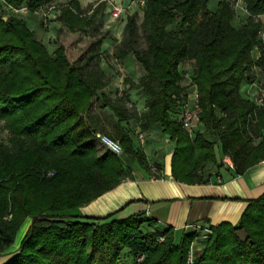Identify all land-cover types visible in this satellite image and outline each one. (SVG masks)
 Listing matches in <instances>:
<instances>
[{
	"label": "trees",
	"instance_id": "obj_1",
	"mask_svg": "<svg viewBox=\"0 0 264 264\" xmlns=\"http://www.w3.org/2000/svg\"><path fill=\"white\" fill-rule=\"evenodd\" d=\"M48 1L0 0V120L10 133L9 145L0 142V253L29 219L16 250L0 264H119L124 247L135 254L132 264H264V184L261 193L248 199L236 224L210 225L200 253L190 255L192 262L187 257L193 232H183L176 241L171 226L161 227L141 212L117 217L115 212L89 216L79 211L131 176L126 159L153 172L144 150L121 124L133 114L121 102H106L117 120L113 132L103 135L117 140L122 152L107 147L98 153L91 140L97 130L86 114L107 81L99 53L76 63L59 44L52 55L23 19L2 8L3 3L18 7L24 2L32 9ZM244 2L250 15L238 26L232 24L235 10L229 0H217L213 9L209 0H144L139 25L136 12L126 16L114 54L123 58L132 53L142 65L138 82L128 89L138 87L144 98L141 128L159 124L174 141L169 162L177 180L207 181L212 174L205 175L208 163L224 165L217 163L215 147L220 156H230L235 173L264 157V103L257 106L241 93L243 82L253 79L252 65L264 66L262 22L252 17L264 14V0ZM104 5L99 2L82 18L71 8L80 10L78 0H68L58 19L77 29L91 27ZM102 40L100 36L94 43ZM255 46L260 49L257 60L251 56ZM185 60L194 63L203 126L193 136L171 117L186 98L178 82L179 63ZM144 222L153 229L143 231ZM241 227L248 233L244 241L236 234Z\"/></svg>",
	"mask_w": 264,
	"mask_h": 264
},
{
	"label": "rangeland",
	"instance_id": "obj_2",
	"mask_svg": "<svg viewBox=\"0 0 264 264\" xmlns=\"http://www.w3.org/2000/svg\"><path fill=\"white\" fill-rule=\"evenodd\" d=\"M67 1L68 0H51L42 3L38 8L32 9L24 2L18 7L3 3L2 8L4 12L23 19L26 25L33 31L34 36L45 45L48 52L52 55L53 50L59 44L64 45L69 59L76 63H83L88 55L92 53L95 54V52L99 53L97 56L99 58V65L104 70L107 81L97 90L99 99L93 100L86 114L87 121L97 130L95 137L91 140L95 143L97 150H99L98 153L103 152L108 147L101 139V135H103V133L109 134L113 132L114 122L117 120V116L114 115L112 109L106 102L116 100L121 102L125 108L133 113L129 119L125 121L122 120L121 124L127 127L135 145L139 146L141 149L146 148L147 151L149 150L148 156L151 161L153 158L155 160L156 157L158 159L163 156V153L160 152L159 155L158 151L161 149L166 152L168 149H172L171 147L174 146V141L168 139L159 127H152L150 130L141 128L139 114L146 108L144 98L141 96L138 87L134 86L131 89L128 88L130 83L136 84L138 82L141 73L144 71L143 67L132 53H129L123 58L116 57L114 54V51L117 49L123 37V25L126 16L136 12V24L140 23L142 5L134 2V0H78L80 10L74 9L73 7L71 8L82 18L89 16L99 2H104L105 5L103 13L98 11L96 14L97 21L94 23V25L97 24L96 27L93 25L91 27L85 26L84 29H77L70 27L58 19L61 12L60 9L67 4ZM229 1L235 10L232 24L238 26L246 22L250 13L245 9L244 0ZM216 2L217 0H209V8L213 9ZM114 6L122 8L121 14L117 17L111 14ZM252 17L261 19L262 24L259 32V39L262 41V47H264V14H254ZM139 34L140 46L144 47L145 41L140 28ZM100 36H103V40L101 44L96 45L94 39L96 40ZM259 55L260 49L256 46L253 47L251 50L252 58L257 60ZM179 64L180 77L178 82L183 86V91L181 92L187 97L191 95L194 90V81L192 80L194 63L192 60H185ZM250 72L253 74V79L244 81L241 85V93L246 97H250V95L260 89H264V66L255 62ZM178 113L179 107L176 109V112H171V117L180 120L178 119ZM197 128L202 129L203 126L198 123L192 134L189 135L193 136ZM138 131H142L144 134V141L142 143L137 137ZM9 135L8 129L4 126L3 121L0 120V142L9 145ZM252 136L254 142H257L258 138L256 134L252 133ZM215 153L217 155V163L220 161L225 162L224 159L226 158L232 161L228 155H224L223 157L220 156L219 150L216 147ZM135 164L139 165L137 162H135ZM154 164L157 165L158 163L154 162ZM216 169V165L211 164V162L208 163L205 175L207 172H216ZM154 173L155 172H153V174ZM28 223V218L23 221L17 231L15 241L11 246L18 244L20 236L25 232ZM141 228L143 231L153 229L147 222L142 223ZM190 255L189 252L187 261ZM118 262L119 264L135 263V254L128 247H124L119 254Z\"/></svg>",
	"mask_w": 264,
	"mask_h": 264
},
{
	"label": "crops",
	"instance_id": "obj_3",
	"mask_svg": "<svg viewBox=\"0 0 264 264\" xmlns=\"http://www.w3.org/2000/svg\"><path fill=\"white\" fill-rule=\"evenodd\" d=\"M104 109V108H102ZM159 127V124L151 125ZM172 148V147H171ZM153 173L127 159L131 176L123 178L111 189L100 193L87 204L79 207L83 215L103 216L115 212L117 217H125L141 212L143 216L157 220L161 227L171 226L177 241L183 232H193L190 254L196 257L208 236L210 225L222 221L236 224L248 199L263 190L264 163L256 162L242 173L225 164L217 168L205 182H185L171 175L170 158L172 149L163 156L149 159L146 148H142ZM158 163L157 165L154 162ZM8 247L0 253V263L17 248Z\"/></svg>",
	"mask_w": 264,
	"mask_h": 264
},
{
	"label": "built area",
	"instance_id": "obj_4",
	"mask_svg": "<svg viewBox=\"0 0 264 264\" xmlns=\"http://www.w3.org/2000/svg\"><path fill=\"white\" fill-rule=\"evenodd\" d=\"M134 2L138 3L139 5L144 4V0H134ZM121 11H122L121 7L114 6L111 11V14L117 17L121 14ZM249 98L252 99L257 106L261 105L262 103H264V89H260L259 91L250 95ZM198 111H199L198 92L196 86L194 85V90L192 94L188 95L186 99L182 102L178 113V119H180L179 121L181 122V125L188 131L189 134H192L194 128L200 122ZM137 137L141 143L144 141V134L142 131L137 132ZM101 139L109 148H111L116 153L120 154L122 152L123 149L117 140L110 139L106 135H101ZM224 160H225V164L228 165V167L234 169V164L230 159L226 158ZM258 162L264 163V157L260 158ZM162 238L163 236L159 237V239ZM142 256L143 254L140 253L137 259L138 260L141 259ZM188 262H192L190 256L188 258Z\"/></svg>",
	"mask_w": 264,
	"mask_h": 264
},
{
	"label": "water",
	"instance_id": "obj_5",
	"mask_svg": "<svg viewBox=\"0 0 264 264\" xmlns=\"http://www.w3.org/2000/svg\"><path fill=\"white\" fill-rule=\"evenodd\" d=\"M236 234L237 236L241 239V240H246L247 237H248V233L246 232L245 228L241 227V228H238L236 230Z\"/></svg>",
	"mask_w": 264,
	"mask_h": 264
}]
</instances>
